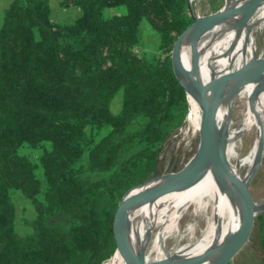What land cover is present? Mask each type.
Returning a JSON list of instances; mask_svg holds the SVG:
<instances>
[{"label":"trees","instance_id":"16d2710c","mask_svg":"<svg viewBox=\"0 0 264 264\" xmlns=\"http://www.w3.org/2000/svg\"><path fill=\"white\" fill-rule=\"evenodd\" d=\"M60 4L79 7L81 15L60 23L48 0H12L0 23V264H112L130 253L117 250L113 209L155 175L163 144L194 100L172 63L178 35L193 22L188 0ZM119 6L125 11L105 14ZM145 21L159 35L152 53L142 49ZM198 77L204 84L202 64ZM118 95L121 110L113 113ZM24 144L42 151L22 154ZM13 189L36 209L27 234L16 228ZM178 195L152 202L171 212ZM143 202L131 211L129 226ZM118 216L120 240L121 208ZM144 219L145 242L155 223ZM254 232L264 257V210ZM124 241L135 249L132 232Z\"/></svg>","mask_w":264,"mask_h":264},{"label":"bare ground","instance_id":"6f19581e","mask_svg":"<svg viewBox=\"0 0 264 264\" xmlns=\"http://www.w3.org/2000/svg\"><path fill=\"white\" fill-rule=\"evenodd\" d=\"M256 1L228 0V4L246 9ZM262 24H264V1L246 23H242L239 17L233 16L210 28L200 40L202 47L199 49L198 56V65H200L204 52L209 48L212 51V63L209 70L205 72L204 85L209 89V101L222 97L213 117L215 137L218 143L223 146L231 171L244 182L251 177L257 164L264 163V72L258 75H247L233 95H231V91L238 80L231 78V75L253 59L262 58L257 53L258 47L255 41V30L261 28ZM192 39V33L187 34L180 47V57L187 70H190L191 65ZM196 76L198 77V67ZM188 82L190 85L193 84L191 81ZM238 100L243 103L238 117L240 125L234 134H228V124ZM191 108L187 118L194 109L201 115L200 106L195 99ZM189 125L199 133L200 119L189 123ZM251 131H256V139L251 150L246 157L237 159L231 141L236 137L251 133ZM262 139L263 147L261 155H259ZM233 158H235V162H233ZM168 177L169 174L162 175L131 191L132 200L121 207L125 228L117 250L121 249L127 234L132 232L136 236V246L133 251L139 254V258L145 262L201 257L209 251L222 247L235 229L239 230L241 213L234 188L214 164H206L195 177L181 184V195L173 197L174 205L171 212H160L152 201H145L144 196L147 192L159 188ZM143 197V210H137L129 226L130 213L141 204ZM146 202L151 208L150 211L146 208ZM263 205L264 201H261L257 207ZM190 215L203 220L205 222L204 229L200 230V235L195 238L196 240L170 251L166 247L167 239L171 235L176 236L181 231V219ZM144 218L148 220L153 218L155 223L153 234L145 242L140 235ZM197 229L194 221L189 224L187 231L191 235ZM197 263H201V261ZM112 264H132L131 253H124Z\"/></svg>","mask_w":264,"mask_h":264},{"label":"water","instance_id":"95a60500","mask_svg":"<svg viewBox=\"0 0 264 264\" xmlns=\"http://www.w3.org/2000/svg\"><path fill=\"white\" fill-rule=\"evenodd\" d=\"M264 0H257L249 8L243 9L240 7H233L226 3L225 6L216 10L215 12L204 16H193V22L186 27L177 37L172 50V63L175 75L184 87L187 97L192 96L199 104L201 110L200 116V130H199V146L188 163L181 169L174 173H169L168 179L156 190L147 192L145 194V201H155L158 198L173 192L181 184L195 177L208 163L214 164L219 171L232 184L238 205L241 213V225L239 230L232 238L225 241V243L217 250L209 251L204 256H198L188 259H161L151 262H145L139 258V254L132 250L131 246L124 241L122 246L128 250L132 255V264H229L236 257V255L245 247L252 234L255 219L260 211L264 210V205L257 207L261 201H256L251 192L252 181L260 168L261 164H257L253 170L251 177L244 182L241 178L236 176L229 167L228 159L223 151V146L220 145L215 137L213 127V117L216 109L222 101V97L209 101L208 87L205 86L196 76V69L198 67L199 44L204 34L217 23L225 19L237 16L242 23H246L254 11L262 4ZM192 33L193 39L191 43V65L190 70H187L182 63L180 57V47L184 37ZM264 72V58L253 59L237 70L231 75V78L238 80L233 86L231 95L237 92L243 78L247 75H258ZM188 81L193 82L192 85ZM264 86V85H263ZM258 154L261 155L263 147V139L261 141ZM160 177L156 176L150 178L135 188H139L145 183L151 182L153 179ZM133 188V189H135ZM128 191L122 197L113 209L112 214V228L115 233V240L117 248L119 246L118 235L120 233V226L118 222V213L122 205L132 200ZM201 261V263H197Z\"/></svg>","mask_w":264,"mask_h":264},{"label":"rangeland","instance_id":"374dc122","mask_svg":"<svg viewBox=\"0 0 264 264\" xmlns=\"http://www.w3.org/2000/svg\"><path fill=\"white\" fill-rule=\"evenodd\" d=\"M12 0H0V23L3 21L4 8ZM51 7L52 19L56 22L70 24L74 22L76 18L81 15V9L77 6L63 7L59 0H48ZM228 0H188V6L195 16H204L215 12L216 10L222 8L226 5ZM72 9V10H69ZM79 11L78 15L74 16V12ZM125 7H113L106 8L105 14L111 15L117 12H124ZM77 16V17H76ZM264 24L261 28L255 30V41L257 43V53L262 58L264 57ZM142 34L143 43L142 49L147 53H152L159 44V35L155 29H153L146 21L142 23ZM202 47L201 41L199 44V49ZM212 51L210 48L204 52L202 66L205 68V72L209 70L212 63ZM242 101L238 100L236 106L233 110L232 117L228 124V134H234L235 130L239 127L238 117L241 113ZM122 105V95H118L114 98L111 104V109L113 113H118L121 110ZM192 108H190L191 110ZM189 110V112H190ZM188 112V113H189ZM197 120V111L194 109L187 122L185 120L184 124L176 130L169 139L163 144L162 151L159 156V162L157 165V170L155 175L162 176L169 173H174L185 166L186 163L196 153L199 146V133L194 131V127L190 126L189 123ZM231 132V133H230ZM253 132V133H252ZM252 133V134H251ZM251 133H246L241 137H236L231 141L232 149L236 155V158H244L249 154L251 147L256 139V131H251ZM236 140V141H235ZM237 142V143H236ZM240 142V143H239ZM48 143V142H43ZM237 144V145H236ZM192 147V148H191ZM41 149L33 148L30 144H24L20 148L22 154H28L32 157H37L41 153ZM195 151V152H194ZM194 152V153H193ZM238 153V154H237ZM235 162V158H233ZM39 178L43 179V169L39 168L37 170ZM152 177V178H153ZM179 188H176L173 192L168 193L162 197L176 196L179 194ZM251 192L253 198L256 201H264V163L258 169L252 184ZM14 202L17 209L16 214V228L19 233L27 234L31 232L32 228L28 225L27 221L33 219L36 216V209L33 203L20 191L13 189ZM187 217V218H186ZM180 221V234L176 236L171 235L166 241V247L170 251H173L183 244L189 243L200 235V230L204 229L205 222L203 220L196 219V217L190 215L186 216ZM187 219V220H186ZM197 225V230L194 234H189L187 228L190 223L194 222ZM182 223V224H181ZM238 229L230 235L229 239L237 232ZM193 236V237H192ZM106 264V261L103 263ZM229 264H264V257L262 254L261 247L259 245L258 234L254 232V228L248 243L245 247L236 255V257Z\"/></svg>","mask_w":264,"mask_h":264},{"label":"crops","instance_id":"0c3cea01","mask_svg":"<svg viewBox=\"0 0 264 264\" xmlns=\"http://www.w3.org/2000/svg\"><path fill=\"white\" fill-rule=\"evenodd\" d=\"M59 1H60V0H59ZM9 4H10V3H9ZM9 4H8V5H9ZM8 5L4 8V10L8 7ZM69 10H72V9H69ZM78 14H79V11H75V12H74V16H75V15H78ZM76 17H77V16H76Z\"/></svg>","mask_w":264,"mask_h":264}]
</instances>
